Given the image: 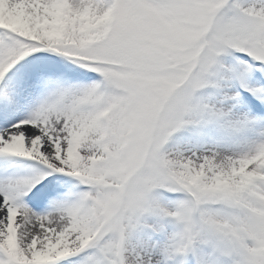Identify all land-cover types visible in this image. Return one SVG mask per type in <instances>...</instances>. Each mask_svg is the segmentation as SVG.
<instances>
[{"label": "snow or ice", "instance_id": "6c2138e0", "mask_svg": "<svg viewBox=\"0 0 264 264\" xmlns=\"http://www.w3.org/2000/svg\"><path fill=\"white\" fill-rule=\"evenodd\" d=\"M0 264H264V0H0Z\"/></svg>", "mask_w": 264, "mask_h": 264}]
</instances>
